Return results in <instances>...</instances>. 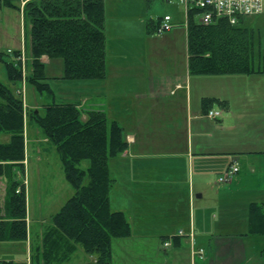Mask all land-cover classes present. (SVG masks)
<instances>
[{
    "label": "crops",
    "instance_id": "obj_1",
    "mask_svg": "<svg viewBox=\"0 0 264 264\" xmlns=\"http://www.w3.org/2000/svg\"><path fill=\"white\" fill-rule=\"evenodd\" d=\"M104 1L106 77L68 79L76 90L61 100L77 101L83 118L89 109L104 110L128 141L110 160V199L112 209L125 212L132 232L113 239L112 264H264V234L251 230V205L264 206V73L191 74L187 19L178 0H165L166 13L154 17V0ZM165 14L174 27L158 34ZM30 49L31 38L28 59ZM206 97L220 102L206 104ZM210 109L220 116H208ZM33 135L40 153V131ZM233 161L240 170L223 184L218 178ZM243 166L252 168V179L249 171L240 175ZM229 187L245 195L241 207ZM212 191L215 202L205 198ZM2 207L0 200V219ZM46 227H29L23 241L0 240L8 243L0 246V264H44L37 253ZM133 235L144 236V243L119 242ZM96 260L76 243L70 258L56 264Z\"/></svg>",
    "mask_w": 264,
    "mask_h": 264
},
{
    "label": "trees",
    "instance_id": "obj_2",
    "mask_svg": "<svg viewBox=\"0 0 264 264\" xmlns=\"http://www.w3.org/2000/svg\"><path fill=\"white\" fill-rule=\"evenodd\" d=\"M21 4L20 0H0V5L23 7L31 34L27 75L22 65H17L16 56L15 61H7L0 50L9 79L7 83L0 80V180H5L6 186L0 240L28 237L27 191L18 171L25 173V119L31 117L56 145L66 178L75 189L44 229L38 257L44 264H56L69 259L80 243L96 255V264H112L113 239L132 232L125 212L112 209L110 199L114 185L110 160L128 147L123 127L110 121L102 109H89L83 118L77 101L53 99L45 104L44 114L25 108L17 84L26 75L40 94L54 95L51 78H105V1L27 0ZM196 16L198 11L192 10L187 24L191 74L264 73V52L256 49L254 27L244 25L243 19L232 24L226 18L206 25ZM44 56L49 61H44ZM59 60L62 72L52 75L49 68L57 67ZM212 101L220 99H204L206 104ZM4 133L9 135L6 141L2 139ZM84 160H88L87 166L82 165ZM251 213L252 232L264 234V206L253 203Z\"/></svg>",
    "mask_w": 264,
    "mask_h": 264
},
{
    "label": "rangeland",
    "instance_id": "obj_3",
    "mask_svg": "<svg viewBox=\"0 0 264 264\" xmlns=\"http://www.w3.org/2000/svg\"><path fill=\"white\" fill-rule=\"evenodd\" d=\"M27 0H20L21 7L25 4ZM165 0H154L153 7L151 9V16H158L166 13L165 7L167 5ZM171 7V5H170ZM23 8V7H22ZM18 9L14 7H8L1 5L0 6V50L4 51V59L7 61H12L15 57V52L17 49H23L24 56L28 55L26 51H29L30 46V24L29 21L25 19L23 9ZM201 16H196L197 20H200ZM244 25L252 26L256 30L255 40H256V49L260 52H264V13L260 15H249L245 16L242 20ZM25 44L27 47H25ZM11 46L13 52H7V47ZM16 57H18V52H16ZM27 53V54H26ZM26 54V55H25ZM12 59V60H11ZM43 59V58H42ZM25 60V58L21 59ZM16 61L21 62L18 58ZM62 61H58L57 67H50L49 70L52 72V75H60L62 72ZM23 69V68H22ZM7 67L5 63L0 60V79L3 78L6 74ZM25 71V69H23ZM27 75V74H26ZM26 75H24L23 81L18 82L20 86V92H22L23 98L25 100V108L40 110L41 113H45L44 102H51L53 99L61 100L64 99V93L68 91L76 90V87L70 83L75 81H68V79L63 82H58V78L53 80V87H55L57 94L43 93L40 94L34 85L28 83ZM60 80L62 78H59ZM4 82H9L8 79ZM13 87V85H12ZM40 103L39 104H36ZM36 105V106H35ZM223 116V115H222ZM222 121V120H221ZM220 120H212L211 122L215 124H220ZM29 131L27 132L26 128V158L25 163V173L19 172L20 178L26 185L27 191V220L30 229L39 230L41 227H46L52 222V216L57 213L63 204L71 197L75 189L72 184L67 180L66 174L62 165L61 157L56 145L45 135V133L39 128L38 124L31 117L28 118ZM36 127L34 130L32 128ZM38 129L40 131L39 138L42 139V152H38V147L40 146L37 142L34 141L33 132ZM232 134L237 133L236 131H231ZM232 136V135H231ZM9 135L4 133L2 139L4 141L8 140ZM29 139L31 141L29 142ZM48 140L47 143L45 141ZM39 145V146H38ZM88 160L82 162L83 166H87ZM250 167L243 166L240 175H247L248 179L253 178ZM87 181V178H86ZM223 184L228 185L229 182ZM5 184L0 183V200L3 202L5 194ZM22 189V186H19L18 191ZM228 188L227 193L237 196L239 207H241V200L243 196L239 193L238 188ZM213 194H207L205 198L215 202L214 196L216 195L214 191ZM233 201V199H229ZM237 205L234 206L236 210H241ZM264 236V235H263ZM118 239H115V242ZM23 241V240H20ZM119 242H128L136 243L143 242L144 236L133 235L131 239H124V241ZM4 242H0V246H3ZM144 254V252H143Z\"/></svg>",
    "mask_w": 264,
    "mask_h": 264
},
{
    "label": "built area",
    "instance_id": "obj_4",
    "mask_svg": "<svg viewBox=\"0 0 264 264\" xmlns=\"http://www.w3.org/2000/svg\"><path fill=\"white\" fill-rule=\"evenodd\" d=\"M178 2L184 5L187 24L192 10L198 11V15L201 16L200 21L206 25L212 23L217 18H226L232 24H236L245 16L264 13V0H178ZM173 27L172 16L165 14L159 19L156 31L158 34H164ZM19 54V59L25 58L26 60L23 50ZM25 60H22L23 69L26 67ZM220 114V110L210 109L208 111V116L210 117H218ZM239 170V162L233 161L218 179L220 182L230 181ZM180 232L183 233V230Z\"/></svg>",
    "mask_w": 264,
    "mask_h": 264
},
{
    "label": "bare ground",
    "instance_id": "obj_5",
    "mask_svg": "<svg viewBox=\"0 0 264 264\" xmlns=\"http://www.w3.org/2000/svg\"><path fill=\"white\" fill-rule=\"evenodd\" d=\"M24 73H26V74H27V73H28V71H24Z\"/></svg>",
    "mask_w": 264,
    "mask_h": 264
}]
</instances>
